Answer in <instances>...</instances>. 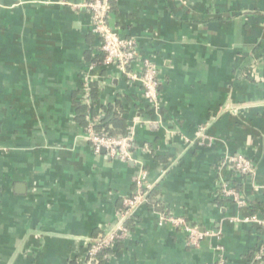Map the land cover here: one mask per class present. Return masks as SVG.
I'll list each match as a JSON object with an SVG mask.
<instances>
[{"label": "crops", "instance_id": "crops-1", "mask_svg": "<svg viewBox=\"0 0 264 264\" xmlns=\"http://www.w3.org/2000/svg\"><path fill=\"white\" fill-rule=\"evenodd\" d=\"M88 1L0 0V264H80L107 232L122 242L106 264H252L259 250L264 262V228L243 222L264 220V0L110 4V27L138 47L131 70L157 66L158 111L105 66ZM117 105L134 134L127 161L87 138ZM234 156L254 172L236 173ZM142 173L163 210L142 204L122 233ZM170 217L211 235L191 246Z\"/></svg>", "mask_w": 264, "mask_h": 264}, {"label": "built area", "instance_id": "built-area-1", "mask_svg": "<svg viewBox=\"0 0 264 264\" xmlns=\"http://www.w3.org/2000/svg\"><path fill=\"white\" fill-rule=\"evenodd\" d=\"M80 7L87 9L92 14V32L101 39L100 49L104 54L105 66H116L131 83H141L145 102L155 111H158L161 99L157 66L150 59L142 58V71L135 72L131 70L132 63L139 58L138 47L133 40L121 38L110 27L108 22L110 0H89L85 4L80 5ZM87 138L96 154L105 150L111 158H120L123 161L131 160V149L134 141L132 132L118 137L99 136L93 129L91 122L88 127ZM226 161L236 173L243 176L251 175L254 172L251 162L242 156L230 157ZM145 178V173L136 177L134 180L136 182L134 193L123 200L125 209L120 212L121 225L119 226V231L122 233L125 232L122 223L130 219L137 208L147 202V195L152 190V186L146 184ZM220 192L223 197L233 200L240 207H245L246 204L241 199L239 192L227 182L223 181L220 183ZM168 220L176 228L182 229L187 233L189 245L191 246H198L205 238L211 235L209 232L199 231L197 227L189 225L184 219L170 217ZM243 222L258 224L264 228V220L257 215H251L245 218ZM118 238H121V236H116L115 232H107L103 238L92 241L84 260L80 264H97V254L105 248H114L115 240ZM252 264H264L261 250L256 253Z\"/></svg>", "mask_w": 264, "mask_h": 264}, {"label": "trees", "instance_id": "trees-1", "mask_svg": "<svg viewBox=\"0 0 264 264\" xmlns=\"http://www.w3.org/2000/svg\"><path fill=\"white\" fill-rule=\"evenodd\" d=\"M115 0H110L111 7H113ZM104 59V58H103ZM160 90V88H159ZM93 100V99H92ZM94 101V100H93ZM86 106H82V108L79 109V114H81L82 110H85ZM87 108V107H86ZM102 118L97 122L94 121L96 116H99L98 113H96V107L92 105L91 107V115L94 120H92V126L95 132L99 136H106V137H118V136H124L125 132L127 130L128 121L125 117H123V114L121 112V109L119 106H108V107H102L101 109ZM83 117V116H82ZM80 118V117H78ZM84 118V117H83ZM82 120V119H81ZM91 123L87 124L89 127ZM134 188L136 189V182L134 183ZM157 193L155 191L150 190L147 195V202L149 201V206L153 207L156 210H163V206L161 201L156 197ZM122 211H124V205L121 208ZM122 240L120 238L115 240V245L120 244ZM255 253V252H254ZM115 254L114 248H105L102 251H100L99 254H97V264H106V262ZM253 254V252H252ZM250 254L249 257L253 256Z\"/></svg>", "mask_w": 264, "mask_h": 264}, {"label": "water", "instance_id": "water-1", "mask_svg": "<svg viewBox=\"0 0 264 264\" xmlns=\"http://www.w3.org/2000/svg\"><path fill=\"white\" fill-rule=\"evenodd\" d=\"M102 152H106L105 150H103Z\"/></svg>", "mask_w": 264, "mask_h": 264}]
</instances>
